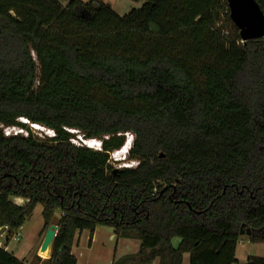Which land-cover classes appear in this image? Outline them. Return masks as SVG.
<instances>
[{"label": "trees", "instance_id": "obj_1", "mask_svg": "<svg viewBox=\"0 0 264 264\" xmlns=\"http://www.w3.org/2000/svg\"><path fill=\"white\" fill-rule=\"evenodd\" d=\"M144 1L0 0V127L27 132L0 130V229L61 213L48 264H77L100 225L142 241L113 264H235L241 237L264 243V38L242 42L227 0ZM128 133L137 167L116 169ZM0 264L25 262L0 247Z\"/></svg>", "mask_w": 264, "mask_h": 264}, {"label": "crops", "instance_id": "obj_2", "mask_svg": "<svg viewBox=\"0 0 264 264\" xmlns=\"http://www.w3.org/2000/svg\"><path fill=\"white\" fill-rule=\"evenodd\" d=\"M11 201L23 207L27 204V200L22 198H12ZM43 207L38 205L30 219L18 230V244L10 245L7 241V232L0 236V247L8 253L15 256L25 264H48L51 257L50 254H41L40 250L44 242L47 231L43 233L44 218ZM36 216V223L35 221ZM41 217V219H39ZM61 218V213L54 216L53 224L56 226ZM245 243V240H241ZM247 255L240 256L238 246L236 249L235 264H247L251 258H264V243H252L247 240ZM142 247V241L133 238H118L113 228L108 226H97L95 231L91 233L89 230L78 231L76 233L73 246L71 248L72 255L76 258L77 264H113L117 259L125 256L139 253ZM151 264H160V259H156ZM183 264H190V254L186 253L183 257Z\"/></svg>", "mask_w": 264, "mask_h": 264}, {"label": "rangeland", "instance_id": "obj_3", "mask_svg": "<svg viewBox=\"0 0 264 264\" xmlns=\"http://www.w3.org/2000/svg\"><path fill=\"white\" fill-rule=\"evenodd\" d=\"M60 3L64 6H67L71 0H59ZM85 3L91 2L93 0H82ZM96 1H100L103 2L107 5H109L118 15L120 16H124L128 13H130L132 10L134 9H140L145 1L144 0H96ZM25 120V119H23ZM20 122H22V119L20 120ZM28 127L30 128V130L33 132V134L40 138V139H44V138H48L50 137H54L53 131L48 130L42 126H40V129H35L32 125H28ZM0 130L2 131V133L4 134V136H16V135H23V136H27V132L24 130H21L20 128H13V127H0ZM77 133V132H74ZM129 138L133 139V145H134V141L135 138L133 136V134L128 133L126 135V140H128ZM84 139L81 138L80 136L76 135L75 139L72 140V144L79 146V142L83 143ZM92 141V140H90ZM94 142H99L98 140H93ZM93 143V142H92ZM97 145H100L99 143ZM87 147V146H86ZM119 151L114 152L111 157H110V164L116 168V169H122L125 167H137L136 162H131L129 160L123 161V157L124 155H119ZM120 160V162H115ZM59 212H57L56 214H58ZM55 214V215H56ZM39 219H41V217H39ZM34 223H36V216H35V221H33ZM245 240V243H242L241 240ZM20 240L19 237L17 236V234H14L13 238L9 241L10 245H14V244H18V241ZM247 240H249V238L247 236L241 237L240 241H239V246H238V253L240 256L243 255H247V251H248V247L249 245H247ZM264 249V247H263Z\"/></svg>", "mask_w": 264, "mask_h": 264}, {"label": "water", "instance_id": "obj_4", "mask_svg": "<svg viewBox=\"0 0 264 264\" xmlns=\"http://www.w3.org/2000/svg\"><path fill=\"white\" fill-rule=\"evenodd\" d=\"M227 4L230 19L239 30L243 43L264 38V13L255 0H227ZM7 230V227L0 229V236ZM57 231V226H50L40 250L41 254H50ZM242 234L245 232L242 231ZM6 239L9 241L7 237Z\"/></svg>", "mask_w": 264, "mask_h": 264}, {"label": "clouds", "instance_id": "obj_5", "mask_svg": "<svg viewBox=\"0 0 264 264\" xmlns=\"http://www.w3.org/2000/svg\"><path fill=\"white\" fill-rule=\"evenodd\" d=\"M92 142H94V141L92 140ZM96 143L97 144L99 143L100 145H97L95 148H97L98 150H101V142H96ZM124 147H125V156L123 157V161H126L128 159L129 153L133 147V139L129 138L126 141V144ZM118 161H120V160H118Z\"/></svg>", "mask_w": 264, "mask_h": 264}, {"label": "bare ground", "instance_id": "obj_6", "mask_svg": "<svg viewBox=\"0 0 264 264\" xmlns=\"http://www.w3.org/2000/svg\"><path fill=\"white\" fill-rule=\"evenodd\" d=\"M22 122L25 123V124L28 123L27 121H25V120H23V119H22ZM33 126H35V127H34L35 129H40V126H39V125H32V127H33ZM99 142H100V141H99ZM83 143H84L87 147H89V148H92V149H94V150H98L97 148H95V147L97 146V143H96V142H93V143H92V141H86V140H84ZM119 155H121V156L124 155V156H125V151H122Z\"/></svg>", "mask_w": 264, "mask_h": 264}, {"label": "built area", "instance_id": "obj_7", "mask_svg": "<svg viewBox=\"0 0 264 264\" xmlns=\"http://www.w3.org/2000/svg\"><path fill=\"white\" fill-rule=\"evenodd\" d=\"M54 134V133H53ZM90 141V140H89ZM79 146H86L84 143L79 142ZM19 237L18 231L15 233Z\"/></svg>", "mask_w": 264, "mask_h": 264}]
</instances>
